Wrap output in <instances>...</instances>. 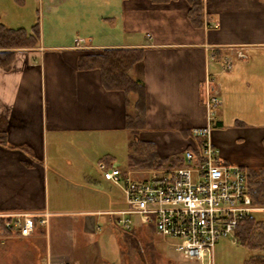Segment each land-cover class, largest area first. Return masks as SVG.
I'll return each instance as SVG.
<instances>
[{"label":"crops","instance_id":"0c3cea01","mask_svg":"<svg viewBox=\"0 0 264 264\" xmlns=\"http://www.w3.org/2000/svg\"><path fill=\"white\" fill-rule=\"evenodd\" d=\"M38 1L48 26L98 27L71 43H45L39 33L34 47L0 49L13 53L0 54V211L59 213L50 209L47 196L49 135H56L55 148L60 134L105 135L114 141L132 137L124 93L104 89L99 69L77 68L80 57L106 48L140 50L141 61L129 71L145 90V122L138 139L151 143L158 157L179 161L194 144L192 130L205 125L202 101L208 78L220 100L213 143L228 164L249 166L248 142L254 137L261 142L264 136V40L242 39L226 26H238L241 19L259 24L250 20L264 15L263 0H202L200 26L189 21L185 0ZM3 2L10 9L25 3L0 0V25L10 29L9 5ZM135 18L137 24L151 21L157 33L144 34ZM179 22L188 26L185 33L178 31ZM104 158L111 164L109 154L98 161ZM129 171L138 177L142 170ZM107 213H76L87 231L76 240L82 253L49 247L46 264L100 263L95 216ZM92 251L98 256L90 261Z\"/></svg>","mask_w":264,"mask_h":264},{"label":"rangeland","instance_id":"374dc122","mask_svg":"<svg viewBox=\"0 0 264 264\" xmlns=\"http://www.w3.org/2000/svg\"><path fill=\"white\" fill-rule=\"evenodd\" d=\"M6 3L9 5V9H6V21L14 25L10 26V29H20L28 34L37 25L41 41L45 40V43H71L79 38V35L82 37L83 33H93L98 27L48 26L44 22L43 8L38 0H24V6L21 4V7L18 5L12 9L10 3ZM6 3L3 2V5ZM241 17L242 15H239L240 19ZM255 18L250 20L251 23H259L255 26H250L252 24L248 23V20L241 19L240 25L226 27L233 29L242 39L264 40V15ZM137 23L135 18V26L139 29L144 27V34L157 33L151 21ZM180 23L177 26L178 31L185 33L184 30L188 26H180ZM147 37L150 38L148 35ZM55 136H48L47 196L50 209L59 213L49 217L46 226L36 225V238H11L0 242V264H46L49 259V247L57 251L75 250L74 253L81 254V243L76 240L84 228L76 213L86 209L103 212L126 209L122 193L116 186L102 179L97 163L103 155L109 154L112 167L127 170V156L130 153L132 137H128L126 141H114L105 135L80 137L74 134H60L58 148H55L54 141L52 142ZM92 137L93 139H90ZM257 138L254 137L253 142H248L247 145L249 158L245 160V165L252 168L264 167L263 139L259 142L256 141ZM252 215L256 219L264 220V212ZM95 218L94 242L102 252L101 261H97V264H181V256L156 235L153 229H139L131 236H126L125 231L117 224L116 216L101 214ZM44 235H48L49 239L46 240ZM88 256L91 261L98 254L92 251ZM250 256L249 250L235 242L232 235H227L215 244L212 264H245ZM50 264L56 262L51 260Z\"/></svg>","mask_w":264,"mask_h":264},{"label":"built area","instance_id":"2783aa9c","mask_svg":"<svg viewBox=\"0 0 264 264\" xmlns=\"http://www.w3.org/2000/svg\"><path fill=\"white\" fill-rule=\"evenodd\" d=\"M210 85L206 78L205 125L192 130L197 142L183 152L181 165L138 171L135 177L129 170L97 163L102 178L119 187L125 199L126 209L107 214L116 216L124 231L151 225L181 256V264H212L217 241L234 238L241 220L264 212V205L252 203L242 168L225 163L213 143L220 100ZM49 217L47 211H0V242L32 237L36 225L46 226Z\"/></svg>","mask_w":264,"mask_h":264},{"label":"trees","instance_id":"16d2710c","mask_svg":"<svg viewBox=\"0 0 264 264\" xmlns=\"http://www.w3.org/2000/svg\"><path fill=\"white\" fill-rule=\"evenodd\" d=\"M21 3L23 0H15ZM154 4H165L174 0H148ZM188 4L187 17L192 25L202 23V0H185ZM264 1V0H263ZM39 40V30L35 25L27 35L23 30L7 29L0 25V49L34 47ZM6 56L10 51H0ZM142 59L140 50L123 48H106L94 55L82 56L78 59L77 68L80 70L99 69L101 83L104 89L122 91L125 95L126 107L131 110L126 114V124L132 133L130 153L127 156V170H152L163 167H175L182 164V158L169 159L157 156L154 146L138 139L139 132L144 128L146 102L145 90L142 83L131 78L129 71ZM4 66V69H7ZM0 135L2 143L3 137ZM197 142V139L195 138ZM264 144V138H263ZM108 165L109 160L103 159ZM228 164V162H225ZM246 177L248 194L254 205H264V167L242 168ZM153 229L151 225L133 228L125 231L124 235L131 236L139 229ZM238 244L251 252L245 264H264V220L256 219L253 215L239 222L234 231Z\"/></svg>","mask_w":264,"mask_h":264}]
</instances>
